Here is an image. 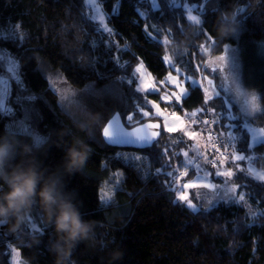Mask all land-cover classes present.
<instances>
[{
  "label": "trees",
  "instance_id": "obj_1",
  "mask_svg": "<svg viewBox=\"0 0 264 264\" xmlns=\"http://www.w3.org/2000/svg\"><path fill=\"white\" fill-rule=\"evenodd\" d=\"M97 1L111 36L90 17L84 0H0V33L19 25L23 37H0V49L18 62L21 83L10 91V112L0 110V134L7 130L37 147L35 155L46 172L60 166L73 138L91 146L84 173L66 176L65 180L68 189L75 190L82 201L84 217L94 222V238L80 243L68 264H109L110 250L116 246L124 252L117 264H264V217L251 215L264 211L263 182L245 179L242 174L239 180L234 177L236 184H249L242 190L245 205L219 203L200 206L194 213L183 202L174 203L176 196L163 183L167 177L155 175L166 162V132L158 137L157 144L144 149L110 146L101 134L112 114L121 107L130 113L132 105L139 102L142 94L134 92L136 84L129 87L125 82L133 77L137 64L142 63L155 80L167 73L162 38L172 45V51H186L172 57L188 74L196 70L197 59H204L200 47H205L208 39L213 41L214 54L221 53L226 45L234 46L245 86L259 95L247 121L264 127V0H216L219 11L200 13L204 18L202 31L200 25L187 19L183 4L193 6L204 0H179L178 5L172 0H155L161 4L160 9L153 8L151 0ZM227 8L237 12L238 24L236 31L222 40L215 32V22ZM149 24L155 27L146 28ZM116 61L123 67H117ZM91 65L106 77L94 74ZM52 72L60 73L70 89L64 105L48 82L47 75ZM187 87L188 94L179 106L167 105L171 111L179 113L204 104L202 88ZM219 98H214L210 106L214 107ZM104 105L112 107L106 117L101 112ZM85 109L101 113L102 118L81 128L78 125L88 120ZM149 120L157 119L145 118L143 122ZM18 121L31 125L34 134L18 129ZM60 130L62 137L56 135ZM35 135L44 138L40 146L35 144ZM118 151L137 152L145 159H125L117 156ZM252 152L256 166L264 170V146L257 144ZM114 179L117 186L103 194V185ZM101 196L105 198L101 200ZM34 209H39L47 224L38 202L30 213ZM54 238L52 228L40 236L32 233L30 226L22 225L13 232L7 225H0V264H11V247L20 252L23 264H55L48 247Z\"/></svg>",
  "mask_w": 264,
  "mask_h": 264
},
{
  "label": "snow or ice",
  "instance_id": "obj_2",
  "mask_svg": "<svg viewBox=\"0 0 264 264\" xmlns=\"http://www.w3.org/2000/svg\"><path fill=\"white\" fill-rule=\"evenodd\" d=\"M172 3H174V0H172ZM152 7L160 9L161 4L156 3L155 0H153ZM197 7L201 12H216L220 10V6L216 3V0H204V3L198 4ZM225 10H231V8H227ZM239 10L243 11V9ZM189 12H191V9H189ZM173 18L175 19V17ZM100 19L102 21L103 17ZM187 19L191 20L196 25H200L201 31L203 30V17L189 15ZM15 27L18 28L19 25H15ZM154 27L155 25H146V28ZM104 31H106L109 36L113 34L111 29L106 28ZM168 31L171 30L169 29ZM157 34L159 35V29H157ZM146 35L150 40L153 39L150 33L146 32ZM10 36L17 40H23V37L19 36L14 30L10 33ZM156 42L159 43V41ZM30 59V57L25 58V63H27ZM163 61L169 63V65L171 64L167 56L163 57ZM116 66L123 67V65H120L118 61H116ZM91 68L94 74L98 77H106L95 65H91ZM137 71H139V68ZM169 79L172 85L179 87L176 78L170 77ZM121 80H123V77ZM125 82L129 87L136 84L135 79H127ZM168 82V80L160 81L159 84L162 87L168 84ZM191 83H195L199 86L198 82L195 80H192ZM209 84H211V81H209ZM134 92L138 95L141 93L145 95H158L161 102L165 104H174L176 106H179L182 99L187 96V91L184 88H180V94L169 93L167 91L161 93V88L147 83H144L142 86H137L134 89ZM219 95V93L215 94L216 97ZM123 98L124 94L120 97L121 103ZM252 99L255 101L257 98L254 95ZM76 101L78 102L77 99ZM213 102L214 97L206 96L204 101L205 105H209ZM149 104L151 105V108L155 109L154 113L151 109L146 110V106ZM121 109V111L112 114L110 119H107V123L102 129L104 141L109 145H132L144 149L157 144L158 137H160L163 132L181 134V143L185 142L183 137H187L191 141L195 140L198 136L197 132L187 131L181 117L175 112L170 114V119L169 114H167L166 110L161 108L160 103L157 101L149 102L146 99H143L142 103L132 105L133 110L130 113H126L123 107H121ZM255 109L256 105L253 104V110ZM31 111L32 109L30 112ZM111 111L112 107L110 105H104L101 108V112L105 117L110 114ZM208 111L209 109L207 107L201 108L200 115L206 116ZM211 112L215 114L216 109L213 107ZM192 115L196 114L194 113ZM137 117H139V119H137ZM161 117L163 118L162 123H143L145 118L159 120ZM134 124H138L139 126L133 127ZM195 124L197 127L202 126L201 131L206 130L208 132L211 152L206 154L199 148H196L194 150L195 155L192 158H189V153L187 151L183 153L185 159L180 161V163L185 168L192 169L194 179L188 183L182 184L180 187L183 189H207L214 192L216 194V199L215 201L210 202L211 207H214L219 203H224L227 206L245 205L247 203L245 199L246 194L242 190L248 188L249 184H236L233 182V178L235 177V179L239 180L242 174L245 179L250 178L254 181L264 182V174L254 173L251 169L246 170L245 168L240 167L241 163L251 160L249 153L257 144L264 146V127H253L250 121H245L241 124L236 121L235 116H232L230 120H223L221 116H217L212 120H200L199 117H197ZM34 139L36 146H40L44 143V138L41 135H35ZM160 156H163V153H161ZM209 156L211 158H209ZM133 159L143 161L145 157H133ZM197 161H200V163H197ZM225 165L234 166L235 171H233L231 167L221 170V167ZM170 167L171 158L163 163L160 168L156 169L155 175H164L167 177V179L163 181L165 187L169 192H176V172L175 170L166 171V169ZM201 173L203 174L201 175ZM183 175L188 176V171H185ZM217 179L220 180L219 184L213 182ZM104 198V196H101V200ZM180 202H183L184 206L191 209L194 213H198L200 211L197 205L193 204L189 196L182 191L174 201V203ZM251 215L254 217H264V211H254ZM0 225L6 224L0 221ZM23 226H25V228L30 226V231L40 236H43L45 232L51 228L50 225L43 222V215L39 209H34V211L30 213ZM13 251L15 252L13 259H16V257L20 255V252L18 250Z\"/></svg>",
  "mask_w": 264,
  "mask_h": 264
},
{
  "label": "rangeland",
  "instance_id": "obj_3",
  "mask_svg": "<svg viewBox=\"0 0 264 264\" xmlns=\"http://www.w3.org/2000/svg\"><path fill=\"white\" fill-rule=\"evenodd\" d=\"M84 1L88 10V14L94 21L97 22L98 27L101 30L108 28L105 21V14L103 13L99 2L97 0ZM151 1L153 3V0ZM174 3L176 5L180 4L179 0H174ZM183 7L186 9L187 17L189 15L200 17L201 11L198 9L197 5L188 6L186 4H183ZM189 9H191V12H189ZM101 17H103L102 21L100 19ZM13 30L19 36H22L18 28L12 26L6 31H2L0 33V37L6 39H14L10 36V33ZM162 42L166 47V51L163 57L167 56L169 58V61L171 62L170 65L169 63L164 62L167 67V73L161 79L155 80L151 76V74L146 70L143 64L139 63L135 66L133 72L135 74L133 75V77L136 81V87L142 86L144 83H147L161 88V93L167 91L169 93L180 94V88H184L188 94L189 90L187 84H189L190 86H197V84L191 83L192 80H195L198 82V85L202 88L205 98L206 96L216 98L215 94H220L218 96L220 98L217 103L212 105L216 109L215 114L211 112V109L213 107H211L210 104L205 105V103L201 107L199 106L193 109H184L179 113L175 112L181 117V120L183 121V124L186 127L187 131H194L198 133V136L195 140L190 141L187 137H183L185 142L181 143V134L179 133H166V135L163 136V153L167 155L166 161L171 158V167L166 169V171L175 170L176 172L177 191L173 192L176 198L182 191L183 193L189 196L193 204L197 205L198 208L200 206H210V202L215 201L216 199V194L214 192L207 189H183L180 187L182 184L188 183L189 181H192L194 179L192 169L185 168L180 163V161L185 159L183 153L187 151L189 153V158H192L195 155L194 150L196 148H199L202 152H205L206 154L211 152V144L208 139V132L206 130L201 131L202 126H196L195 122L197 121V117H199L200 120H212L215 119L217 116H221L223 120H230L232 116H235L236 121L243 124L245 121H247V118L252 113V105L254 103L256 104V102L252 99L255 94L250 91L252 89H248L244 84L240 57L238 51L234 46L226 45L221 53L214 54L212 53L213 41L208 39L205 47H200L204 54V59H197L194 62L196 70H194L193 73L188 74L185 70L181 69L180 66L174 63V59L172 57L180 52L181 54L185 55L186 51L184 49L177 48H174V50L172 51V45H170V43L165 38H162ZM262 51H264V46L262 47ZM138 68L139 71H137ZM18 69V62L16 61V59L8 51L0 49V110L2 111L10 112V91L13 86H21ZM133 77H131V79H133ZM170 77L176 78L179 87L171 84V81L169 79ZM47 78L50 86L56 92L60 104L64 105L69 97L70 92V89L65 79L60 73L57 72L49 73L47 75ZM165 80L169 81L168 84L161 87L159 82ZM209 81H211V84H209ZM141 94L142 96L139 97V102L137 103H142L143 99H146L149 102L157 101L158 103H160L161 108L166 110L167 114H169V118L171 119L170 114L174 111H171L168 108V104L161 102L158 95H145L143 93ZM204 107H207L209 111L206 116H201L200 109ZM148 109H151L153 113L155 112V109L151 108L150 104L146 106V110ZM194 113L196 115H192ZM157 121L162 123L163 118L161 117ZM15 124L17 125L18 129L34 134V130L31 125L23 122L21 123L20 121L16 122ZM252 126L260 128L259 126L253 124ZM117 154H120L117 156H121L125 159L130 158L131 160H135L133 159V157L141 156L139 153L132 151H118ZM249 155L251 156V160L241 163L240 167L245 168L246 170L251 169L254 173L264 174V170L256 166V156L253 154L252 151L249 153ZM209 158L211 157L209 156ZM197 163H200V161H197ZM227 167H231L232 170L235 171V167L232 165L222 166L221 170H225V168ZM185 171H188V176L183 175ZM202 174L203 173H201V175ZM117 182V179H114L113 182H106L103 185V194L106 195L107 193L112 192L113 188L117 186ZM213 182L219 184L220 180L217 179ZM13 250L17 249L11 247V263L16 264L17 260L13 259V256L15 255V252ZM17 259L18 261H20L19 256H17ZM19 264L23 263L20 261Z\"/></svg>",
  "mask_w": 264,
  "mask_h": 264
},
{
  "label": "clouds",
  "instance_id": "obj_4",
  "mask_svg": "<svg viewBox=\"0 0 264 264\" xmlns=\"http://www.w3.org/2000/svg\"><path fill=\"white\" fill-rule=\"evenodd\" d=\"M237 12L222 10L215 22V32L220 39L233 34L237 28ZM253 92L257 99L258 93ZM88 120L78 125L87 128L89 121L98 123L99 112L85 109ZM63 130L56 133L62 137ZM37 147L5 130L0 134V221L15 232L24 224L34 203H39L45 222L51 226L55 238L49 242V251L55 264H68L74 249L82 242L94 238L95 224L81 211L82 201L75 190L67 187L65 177L83 174L91 154V146L84 140L73 138L64 150L60 166L46 172L35 155ZM124 256L123 250L113 247L109 264H117Z\"/></svg>",
  "mask_w": 264,
  "mask_h": 264
},
{
  "label": "water",
  "instance_id": "obj_5",
  "mask_svg": "<svg viewBox=\"0 0 264 264\" xmlns=\"http://www.w3.org/2000/svg\"><path fill=\"white\" fill-rule=\"evenodd\" d=\"M107 123V122H106ZM106 123L104 124V126L106 125ZM144 124H148V123H160L159 121H157V120H155V121H152V120H149V121H145V122H143ZM104 126H103V128H104ZM139 125L137 124V125H134L133 127H138ZM102 128V129H103ZM101 134H102V132H101ZM103 137V136H102ZM104 139V138H103ZM106 143V142H105ZM107 144V143H106ZM109 145V144H108ZM110 146H113V147H118V148H132V149H141V148H139V147H137V146H132V145H119V146H117V145H110ZM151 147V146H150ZM146 148H148V147H146Z\"/></svg>",
  "mask_w": 264,
  "mask_h": 264
},
{
  "label": "crops",
  "instance_id": "obj_6",
  "mask_svg": "<svg viewBox=\"0 0 264 264\" xmlns=\"http://www.w3.org/2000/svg\"><path fill=\"white\" fill-rule=\"evenodd\" d=\"M11 254H12V253H11ZM15 260H17V263H16V264H19V262H20V261H18L17 257H16V259H15ZM11 264H12V263H11Z\"/></svg>",
  "mask_w": 264,
  "mask_h": 264
}]
</instances>
